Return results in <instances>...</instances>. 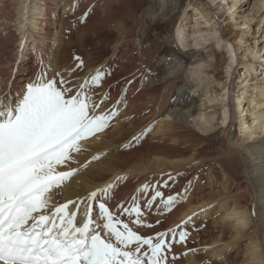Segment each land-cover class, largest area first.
<instances>
[{"label": "bare ground", "instance_id": "6f19581e", "mask_svg": "<svg viewBox=\"0 0 264 264\" xmlns=\"http://www.w3.org/2000/svg\"><path fill=\"white\" fill-rule=\"evenodd\" d=\"M130 1L0 0V93L10 92L13 97L14 93H21L19 90L23 89L37 73H43L47 78L51 70L58 72V62L57 60L55 62L56 57L53 52L62 32L60 33L61 23L57 22L56 18L66 15L77 18L87 13L86 15H90L92 20L91 30L96 29L95 39L109 37L110 32L117 34L104 51V54L108 52L110 55L104 59L102 70L106 75L100 92L107 93L115 104L118 100L123 101L117 105L123 108L121 117L124 123L117 124L107 137L98 138L97 142V139L90 141L89 143L92 144L84 147L85 153H80V156L74 154L77 156L76 160L84 161L90 156L91 150L95 153L105 151L101 160L93 161L85 168L87 169L85 176L72 178L63 187L62 192L53 195L52 206L85 198L89 192L114 183L115 187L109 194L107 205L113 211H116L117 205L130 210L133 196L137 198L136 202L139 195H146V198L151 199L152 195H147L146 191L141 194L139 192L147 176L154 177L150 181L156 184L158 191L166 180L174 182L179 194H182L178 196L175 204L178 205L189 195L188 187L184 186V182L178 181L187 174L193 163H198L192 161L197 152L188 159L169 160L165 158L167 151L176 145L190 147L189 140L208 144L207 137L219 132L223 152L217 162V168L222 178V195L216 193L214 196L216 200L211 203L203 201V197H200L197 203L188 204L186 208H182V211L178 209L177 213L176 208L172 212L165 211L158 199L154 202L156 207L152 211L159 209L160 215H170L164 225L165 231L177 230V225L187 220L189 216L204 220L213 212L211 217L214 222L219 223L220 232L226 230L230 233L229 241L223 242L217 239L203 250H187L188 243L185 245L184 242L171 241L172 246L175 243L178 248L171 250L168 261L171 264H234L242 244L247 242L241 250L243 253L241 264H264V90L258 87V89L252 88L255 94L246 102L244 99L248 95L247 88L239 87L236 92V87L246 81L250 85L257 86L262 84L260 81L263 80L264 85V78L258 83L256 79L250 77L251 75L240 71L241 68L247 69L248 73L256 60L264 61V45L261 46L259 41H245L239 38L241 34L237 33L239 29L249 27L257 18H262L264 0H253L251 14L243 16V21L236 19L234 11L245 0L229 2L221 0L226 3L227 9L225 16L223 13L220 17H217L213 11V8L219 9V0H208V3L190 0L191 4H188L198 12L190 16L197 26L192 28L178 26L176 29L178 41L182 42L184 38L181 34L190 30L188 35L194 36L192 40L184 41V48L197 43V46L204 50L212 44H216V50H224L226 54L223 64L224 76L218 79L213 74L214 64L220 57L214 47L205 56L198 54L197 50L190 49L183 52L177 50L183 55L168 58L167 64L173 68H169L167 75L157 85L152 67L159 46H151L148 43L145 38L147 26L136 22ZM170 2L154 1V4L158 5L154 8L158 11L154 20L159 16H166ZM220 19L224 24L223 29ZM128 21L133 22L132 26H129ZM230 27L234 28V33L227 36L228 39L223 34ZM232 36L237 37L233 44L229 42ZM188 58L193 59V62H186ZM241 60L247 61L246 65L240 67ZM14 69L19 75L23 72L28 74L14 79ZM88 71L89 69L85 70L83 76ZM52 74L53 72L49 77ZM185 74L194 86H187L184 83L178 89L176 99L171 102L176 80ZM241 77L244 79L241 80ZM83 78H78L73 85L82 83ZM149 119L151 120L148 121ZM153 123H156L155 130L146 137V141L138 142L143 138L145 128ZM153 139H156V146L161 145L168 150L160 147V151H164L160 156L152 157L146 154V147L149 146L145 144ZM126 140L128 145L134 144L123 150L118 148ZM235 160L242 163L244 188L240 183L234 182L238 176H235L228 167L224 168V164L234 163ZM177 170L179 172L173 175ZM165 175H168L167 179L162 178ZM117 177L124 179L117 180ZM214 184L215 180H211L209 187ZM234 187L237 188V193L231 196ZM185 189H187L186 193ZM211 194L212 192H209L207 196L210 197ZM168 196L169 193L163 195L165 199ZM232 197L236 198L231 205ZM237 199L243 200L244 204L241 202L235 204ZM188 200L192 202L191 199ZM69 207L71 208L72 205ZM77 219L79 220L80 217L78 216ZM241 219L245 223H238ZM184 253L188 254L184 255ZM202 255L212 258L213 262H204L207 258L200 262ZM173 256L177 258L174 262Z\"/></svg>", "mask_w": 264, "mask_h": 264}, {"label": "snow or ice", "instance_id": "6c2138e0", "mask_svg": "<svg viewBox=\"0 0 264 264\" xmlns=\"http://www.w3.org/2000/svg\"><path fill=\"white\" fill-rule=\"evenodd\" d=\"M74 59L77 63L69 75L84 67L80 57ZM105 75L97 68L74 86L63 73L50 79L37 73L15 97L10 92L0 93V264H169L172 243L165 238L171 234L173 242L179 243L187 239L183 230L178 233L179 241L175 240L176 229L154 237L135 231L121 219L122 213L135 215L131 224L136 228L152 225L142 221L135 196L130 210L122 205H117L116 211L110 209L107 200L114 183L89 192L85 198L52 206L53 195L88 167H71L78 163L74 154L86 151L82 142L103 133L117 115L115 106L100 112L109 98L107 93L98 100L88 95ZM147 131L150 129L143 134ZM147 188L144 185L140 191ZM177 196L182 194L165 199L153 189L143 207L151 209L159 199L163 209L171 211ZM191 219L189 216L177 228Z\"/></svg>", "mask_w": 264, "mask_h": 264}, {"label": "rangeland", "instance_id": "374dc122", "mask_svg": "<svg viewBox=\"0 0 264 264\" xmlns=\"http://www.w3.org/2000/svg\"><path fill=\"white\" fill-rule=\"evenodd\" d=\"M154 1L160 2V0H131L130 6H131L132 11L134 12V16H135L134 19L136 20V22L137 23L140 22L144 26H147L148 30L146 32L145 38H147L148 43L151 46H155V47L159 46L157 54L155 55V58H154V65L152 67L154 75L156 76L155 84L157 85V84H160L162 79L167 75V73L169 72V68L170 67L173 68L171 65L168 66L167 64L168 58L172 56L180 57V55H183L177 52V50L181 52L185 50H190V49L194 51L197 50L198 54L205 56L208 52L211 51V48L214 47V49L216 50V44L209 45V47L206 49L207 51L197 46L198 45L197 43L191 44L189 48H184L183 47L184 41L186 39L192 40L194 35L193 36L188 35L190 31L188 30L187 33L181 34L184 40H182V42H179L178 41L179 37L176 35V29L178 26H182V25L186 27L188 26L191 28L197 26L196 24H194L195 21L192 19V17H190L192 14L198 13L193 10L194 7L188 4V3L191 4V1L190 0H167L171 2L168 4V7L166 9L167 10L166 16L165 17L159 16L156 20L154 19L158 11H156V9L154 8L155 6H158V5L154 4ZM200 1L203 3H208V0H200ZM227 1L229 2L230 0H227ZM218 2H219L218 5L220 7L219 9L213 8L214 14L217 17H220L224 13L223 16H225V13H226L225 10L227 9L225 8L226 3L221 2V0H219ZM252 3H253V0H245L243 4L234 11V15L237 17L236 19H240V21H243V16H246L247 14H251L250 9H251ZM230 19H231V16H230ZM56 21L61 23L60 33L62 32L59 35L58 41L55 45V51L53 52L55 53V57H56L55 62L56 60L58 62V70H57L58 72L63 73L66 79H69L73 83H75V81H77L78 78L84 77L83 79L85 80V78L89 77L90 74H92L95 69L104 67V59L110 55L108 52L107 54H104V51L108 43L111 42L112 39L116 37L117 35L116 32L115 33L110 32L109 37H102L101 39L99 38L95 39L96 29L93 28V31H92L90 28V23L92 22L90 15H83L77 18L71 15H66L64 17L56 18ZM219 22L221 23V26L223 29L224 24H222V20L220 19ZM128 23H129V26H132L133 22L128 21ZM233 30L234 28L230 27V29L226 30L223 35L227 37L231 35L232 33H234ZM237 33H240L241 35L239 38H242L245 41L246 40L250 42L259 41V44L261 46L264 45V12L262 13V18H257V20H255L249 27H247L246 29L245 28L239 29ZM236 39L237 37L232 36L229 42L233 44ZM216 51L219 52L220 57H218V62L214 64L213 74L217 76L218 79L219 78L221 79V77L224 76L223 69L225 66L223 64L226 60V54L224 50L222 49H217ZM77 56L80 57L84 61V67L82 69L76 70L74 75H69L70 70L73 69L75 64L77 63V61L74 59V57H77ZM219 60L221 61L219 62ZM186 62L191 63L193 62V59L188 58L186 59ZM246 63L247 61L241 60L239 62V66L241 67V65L242 66L246 65ZM87 69H89V71L83 76L84 71ZM241 70H242V73L245 72L246 75H251L250 77L256 79L259 83V80L261 78H264V61H261V59L256 60L255 64H253L252 69L248 73L246 72L247 69L241 68L240 71ZM52 72H53L52 76L49 77ZM26 74H28V72L26 73L23 72V74L21 75H26ZM21 75H19L18 71L14 69V79L18 78ZM55 75H56V72L51 70L47 78L50 79L54 77ZM187 77H188L187 74H185V76L182 75L179 77V79L176 80V85L173 88L171 102H173V100L176 99L177 94H178L177 93L178 89L181 86H183L184 83L187 86H194V83H192L191 80H188ZM242 79L244 78L241 77V80ZM17 82L21 83L22 81H17ZM236 82L238 81H235V83ZM261 82L262 84L253 86V85H250L248 81H246L245 83H243L244 85L239 84L238 87H236V92L237 90H239L238 89L239 87H241L242 89L247 88L248 95H246V99L244 100L245 102L249 101V99L255 94V91L253 92V89L263 88L262 90H264L263 80H261L260 83ZM102 83L103 82H101L98 88H95L93 91H89L88 95L93 96L94 99L98 100L101 96L100 91H102ZM22 90L23 89H20L19 91L22 92ZM16 95L18 94L14 93V97ZM237 95L238 97L240 96L239 91ZM242 105H244L243 101H242ZM114 106H115V110H117V115L110 122V127H108L103 133L98 134V136L92 137L88 139L87 141L82 142L84 147L89 144H92V142L91 143L89 142L94 139H97L96 140L97 142L99 141L100 138H103V136L107 137L108 134L111 133V131L115 128L117 124L124 123L121 117V112L123 108L115 104L113 100L110 98L107 99V101L103 105L100 112L103 113L109 110H113ZM247 113H253V112H247ZM150 120L151 119H149L148 121ZM154 127L156 128V123L155 124L153 123L149 127H146L145 129H150V131H147V133L144 134L143 138L139 139L138 142L146 141L147 139L146 137H148V135L155 130ZM237 129L238 128L236 127V131H238ZM192 130L195 133L199 134L194 128ZM234 133H235V128H234ZM218 134L219 132L209 135L207 137L208 144L202 141L200 142V141L189 140L188 144H190V147H182V146L176 145V146L171 147L172 149L170 151H167L168 154L165 158L169 160L188 159L191 157V155H193V153L197 152V155L195 154V158L193 157L192 161L198 162V163H193L192 164L193 166H191L190 169H188L187 174H185L183 178L179 179L180 181H178V182H184V186L188 187V192H189L188 198L191 199L192 202H190L187 198L183 200L180 204L174 205L171 212L175 208H176L175 209L176 213L178 209L182 211V208H186L188 204L197 203L200 197H203V201H207L208 203H211L213 200H216V197H214L216 193L219 192L218 195H222L221 194L223 190L222 178L220 176L221 174L220 170L217 168V162L219 158L221 157V153L223 151L221 149V143L219 141L220 137ZM209 139L210 141H208ZM155 141L156 139H153L150 142L145 144L146 146H149V147H146V154L152 157L160 156V154H164V151H160V147L164 150H168L167 147H162L161 145L156 146L157 143ZM96 142H93V143H96ZM133 144L128 145V142L126 140L124 141V143L119 145L118 148L123 150L127 148L128 146H132ZM83 153H85V151H83L81 154ZM75 155L80 156V154H75ZM103 155H105V151H103L102 153H99V152L95 153L94 150H91L90 156L86 160L82 161V160L77 159L78 163L72 164L71 167L78 168L80 167V165H84V164L89 165V161H90V164L93 161L97 162L102 159ZM93 156H99V159L93 160L92 159ZM198 164H204L205 166L199 167L200 165ZM227 167L235 173V176L236 175L238 176L237 178L234 179V182L238 184L240 183V186L244 188L245 185L243 183L244 178L242 174L243 173L242 163L239 160H235L234 163L230 162L228 164H224V168L227 169ZM178 172H179L178 170L175 171L173 175L177 174ZM86 174H87V169H83L82 171L79 172L78 175L73 177V179H76L77 177H80V176H85ZM152 174H156V173H152ZM152 178L154 177L147 176V179H145L144 183L141 185V188L144 185L148 186L147 191H146L147 195H152L153 189H156V184L150 181ZM162 178L167 179L168 175H165ZM211 180L213 181L215 180V184L214 186L209 187V182ZM165 182H167V186H164ZM165 182L160 190V192L163 195H168V193L169 195H177L179 193V190L176 189V184L174 182L168 181V180H166ZM140 189H139V192L141 194ZM209 192H212L210 197L207 196ZM236 193H237V188L234 187L231 196H233ZM235 198L236 197L230 198L231 205L233 204ZM177 199H178V196H177ZM148 200H150V198H146V195L144 196L139 195L137 203L141 205V211L143 212V215L141 217L142 221L147 224L152 225V227L136 228L135 225L131 224V220L135 219L134 214H132L131 216L121 215V219L129 223V226L132 227L135 231H137L141 235L154 237L159 232H167L165 231L166 226L164 225L170 215L168 216L167 214L160 215V212H158L159 209L157 211H154V210L152 211V209L155 208L156 206L155 207L153 206L151 209L144 208L143 206ZM238 202L239 203L241 202L242 204H244L243 200L239 201L238 199L235 201V204H238ZM215 208L213 209L214 212L216 211ZM212 213L207 215L204 220H201V219L199 220L196 218V216L192 217L189 223L185 224L182 228H178L176 230L177 236L175 240L179 239L178 233L181 230H183L186 233H188L187 239L184 241L185 245L187 243L189 244L187 250H193V249L203 250L206 247L211 246L212 243L216 241L217 239H221L223 242L229 241L228 238H230L229 237L230 233H228L226 230L223 233L220 232V227H219L220 225L217 221H215L217 223L213 221L211 217ZM157 221H159V223H157ZM165 239L169 243L173 241V238L170 236V234ZM246 243L242 244V249H243V246L246 245ZM176 248H178V246L175 245L174 243V245L172 246V249L174 250ZM242 249L239 250L238 258L234 261V264H241L243 260V253H241ZM202 259L203 260L206 259L204 260V262L206 261V263L213 262L212 258L208 257L207 255H202L201 260ZM201 260L200 262H203V260L202 261ZM183 261H186V260H183ZM169 264H171L170 261H169Z\"/></svg>", "mask_w": 264, "mask_h": 264}]
</instances>
